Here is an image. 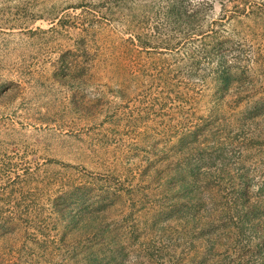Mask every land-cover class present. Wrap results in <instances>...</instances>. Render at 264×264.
Returning <instances> with one entry per match:
<instances>
[{
	"label": "rangeland",
	"instance_id": "obj_1",
	"mask_svg": "<svg viewBox=\"0 0 264 264\" xmlns=\"http://www.w3.org/2000/svg\"><path fill=\"white\" fill-rule=\"evenodd\" d=\"M0 264H264V0H0Z\"/></svg>",
	"mask_w": 264,
	"mask_h": 264
}]
</instances>
